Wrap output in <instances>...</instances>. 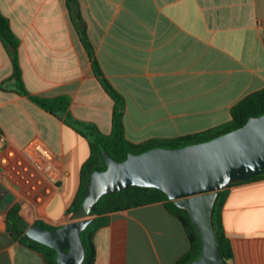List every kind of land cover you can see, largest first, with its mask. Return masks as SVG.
<instances>
[{"label":"crops","instance_id":"0c3cea01","mask_svg":"<svg viewBox=\"0 0 264 264\" xmlns=\"http://www.w3.org/2000/svg\"><path fill=\"white\" fill-rule=\"evenodd\" d=\"M78 2L101 68L125 97L132 143L226 124L238 102L264 89V0ZM0 9L18 39L29 95L68 96L75 119L111 134L114 101L95 76L68 0H0ZM13 51L0 37V129L29 173L0 204V264H47L9 232L8 213L20 206L25 232L37 222L59 228L75 221L69 209L89 157L81 152L87 140L66 125L68 113H49L19 93ZM34 141L53 154L57 178L26 161ZM223 225L233 249L229 264H264V178L227 188ZM94 243L95 264H178L192 249L185 224L163 202L111 213Z\"/></svg>","mask_w":264,"mask_h":264},{"label":"water","instance_id":"95a60500","mask_svg":"<svg viewBox=\"0 0 264 264\" xmlns=\"http://www.w3.org/2000/svg\"><path fill=\"white\" fill-rule=\"evenodd\" d=\"M104 156L107 169L92 172L75 221L54 230L35 223L25 233L30 239L54 249L59 264H84L82 234L93 223L91 213L100 199L132 186L156 188L189 212L201 238V255L189 264H227L214 228L213 208L219 192L264 175V115L204 143L129 154L123 162L107 152Z\"/></svg>","mask_w":264,"mask_h":264},{"label":"trees","instance_id":"16d2710c","mask_svg":"<svg viewBox=\"0 0 264 264\" xmlns=\"http://www.w3.org/2000/svg\"><path fill=\"white\" fill-rule=\"evenodd\" d=\"M68 5L73 23L92 62L95 76L107 94L114 101L113 129L109 135L102 133L97 125L93 123L75 119L69 113L71 99L68 96L43 98L29 95L24 85L23 73L19 62V42L13 33L9 20L3 15L1 9L0 37L7 46L14 49L12 52V78L17 83L19 93L29 96L35 104L49 113L54 115L68 113V117L65 120L66 125L71 127L79 135L86 139L89 144L90 155L81 168L80 187L76 198L69 209L70 214L75 215L81 207L88 190L92 172L105 171L107 169V163L104 156L105 152H107L114 160L123 162L128 158L129 154L138 155L155 148L180 149L189 145L213 140L219 136L243 127L251 118L264 115L263 89L246 96L244 99L238 102L231 110L232 120L221 126L201 133L186 135L178 138L152 139L141 144L130 142L126 137L125 131V97L119 91H117L110 80L105 76L101 68L96 56L94 45L91 42L88 34L87 23L81 15V9L78 0H68ZM262 178H264V175L257 176L245 182H251ZM226 198L227 189L219 192L213 208V224L221 252L227 264H229L233 259V249L229 239L225 235L223 225V209ZM158 202L165 203L168 210L183 221L192 243L190 254L178 264H189L199 258L202 252V241L194 223L190 218L189 212L186 209L178 206L174 201H171L168 198V195L160 189L132 186L120 193L102 197L95 205L91 213V216L93 217V223L82 234L86 250V259L84 264H95L96 248L94 237L100 228L107 225L108 216L111 213ZM19 211L20 206L15 205L8 213L7 227L9 232H12L16 238H19L23 245L42 254L47 264H59L57 261V252L54 249L30 239L25 234V229L27 227L23 225L24 221L20 216ZM37 224L49 230L55 229L48 227L41 222H37Z\"/></svg>","mask_w":264,"mask_h":264},{"label":"built area","instance_id":"2783aa9c","mask_svg":"<svg viewBox=\"0 0 264 264\" xmlns=\"http://www.w3.org/2000/svg\"><path fill=\"white\" fill-rule=\"evenodd\" d=\"M32 150L36 153H32ZM24 155L28 163H37L44 158L49 161L54 160L51 151L40 141H34ZM27 172L25 162L19 159L14 151L8 149V139L0 129V204L5 201L7 194L13 192L14 182H28Z\"/></svg>","mask_w":264,"mask_h":264},{"label":"rangeland","instance_id":"374dc122","mask_svg":"<svg viewBox=\"0 0 264 264\" xmlns=\"http://www.w3.org/2000/svg\"><path fill=\"white\" fill-rule=\"evenodd\" d=\"M82 150H81V152H83L84 153V157L85 158H87L88 156H89V153H90V149H89V145H88V143L85 141L84 142V144H83V147L81 148ZM44 160V163L42 164L41 163V161H43ZM52 162V164H54V160H52L51 161ZM40 163V164H39ZM29 165H31V166H35L34 167V169L36 170H38V171H41L42 172V174H43V177H46L47 179L51 176V177H53V178H57L58 176H55V174L54 173H56V167L54 166V167H52V165L50 164V162L49 161H47V160H45V159H40L37 163H33V162H31V163H29ZM52 167V168H51ZM8 195V194H7ZM15 206V205H14ZM33 219H31V221H32ZM24 222H23V225L25 226V227H27V225H28V223L25 221V220H23Z\"/></svg>","mask_w":264,"mask_h":264},{"label":"bare ground","instance_id":"6f19581e","mask_svg":"<svg viewBox=\"0 0 264 264\" xmlns=\"http://www.w3.org/2000/svg\"><path fill=\"white\" fill-rule=\"evenodd\" d=\"M32 153H36L34 150H32L31 151ZM45 159V158H44ZM46 160V159H45ZM27 161V160H26ZM47 161H49V160H47ZM50 162V164L52 165V167H54L55 165L54 164H52V162L51 161H49ZM41 163L43 164L44 163V160L43 161H41ZM61 166V165H60ZM33 167H35L34 165H33ZM51 167V168H52ZM57 168H58V166H56ZM29 173V172H28ZM33 174L31 173V176H32ZM43 175V174H42ZM34 176H36V175H34ZM35 178V177H34ZM38 180V179H37ZM52 181V180H51ZM46 183V182H45Z\"/></svg>","mask_w":264,"mask_h":264}]
</instances>
